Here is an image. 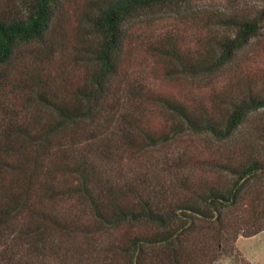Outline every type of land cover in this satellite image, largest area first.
Returning a JSON list of instances; mask_svg holds the SVG:
<instances>
[{"label":"trees","instance_id":"trees-1","mask_svg":"<svg viewBox=\"0 0 264 264\" xmlns=\"http://www.w3.org/2000/svg\"><path fill=\"white\" fill-rule=\"evenodd\" d=\"M195 1L0 0V264H216L264 230V126H244L264 94L222 108L131 79L132 28L201 18ZM206 19L215 33L200 52L169 35L148 36L149 51L212 77L262 28L259 16ZM64 20L86 72L53 85L34 51L54 53ZM185 136L200 142L177 151Z\"/></svg>","mask_w":264,"mask_h":264},{"label":"rangeland","instance_id":"rangeland-1","mask_svg":"<svg viewBox=\"0 0 264 264\" xmlns=\"http://www.w3.org/2000/svg\"><path fill=\"white\" fill-rule=\"evenodd\" d=\"M193 5L199 9L201 18L162 19L160 18L162 15H157L151 26L144 22L132 28L135 36L140 35L138 42L141 45L132 50L134 60L130 70L131 79H137L143 86H149L164 96L181 99L201 98L208 105L215 101L222 108L227 107L229 100L246 93L264 94V0H196ZM225 12L238 16L262 17V28L259 34L251 39L249 45L238 52L232 62L217 75L202 79L187 78L180 73L172 72L171 59L160 54L152 55L149 51L148 36L151 42H154L152 46H157L161 36L169 35L172 36V41H176L178 52L190 50L200 52L201 43L204 41L203 35L211 37L214 32L213 28L210 29L206 24V17ZM55 30L58 44L54 48V53L45 55L34 52L43 59V76L47 80L55 78L52 81L53 85L61 80H67L63 71L71 75L74 83V80L86 72V66L76 56L83 46L84 39L74 21L66 23L64 20ZM226 30L232 32L233 28L227 27ZM32 48L37 50L36 47ZM154 111L155 114L158 113L157 110ZM162 119L166 117L162 116ZM244 126L250 130L262 128L264 108L252 112ZM192 140L188 136L182 137L174 147L177 145L178 151L200 142L196 137ZM237 246L234 252L224 255L216 264H264V234L240 236Z\"/></svg>","mask_w":264,"mask_h":264},{"label":"crops","instance_id":"crops-1","mask_svg":"<svg viewBox=\"0 0 264 264\" xmlns=\"http://www.w3.org/2000/svg\"><path fill=\"white\" fill-rule=\"evenodd\" d=\"M261 234H264V230L256 235H261ZM255 236V235H254ZM240 240V237L238 238L237 242ZM238 247V246H237Z\"/></svg>","mask_w":264,"mask_h":264}]
</instances>
